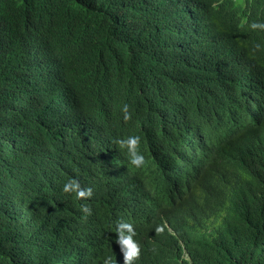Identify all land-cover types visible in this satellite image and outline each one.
<instances>
[{
  "label": "trees",
  "instance_id": "16d2710c",
  "mask_svg": "<svg viewBox=\"0 0 264 264\" xmlns=\"http://www.w3.org/2000/svg\"><path fill=\"white\" fill-rule=\"evenodd\" d=\"M252 19L264 0H0V264H124L119 221L130 264H264Z\"/></svg>",
  "mask_w": 264,
  "mask_h": 264
},
{
  "label": "clouds",
  "instance_id": "9594fccd",
  "mask_svg": "<svg viewBox=\"0 0 264 264\" xmlns=\"http://www.w3.org/2000/svg\"><path fill=\"white\" fill-rule=\"evenodd\" d=\"M252 27L264 28V19H252ZM255 46H260V41H255ZM123 120L125 122L131 119V113L129 111V105L124 104L122 106ZM121 147H127V153L130 163L136 167H140L144 163V156L138 150L140 144L139 136H128L126 139H119ZM63 192L68 194H74V198L80 200L87 198L92 195V189L80 190L77 180L71 179L63 186ZM81 210L86 214L90 215L91 210L87 206H82ZM125 229L127 231H125ZM117 233L116 243H118L122 250L126 249L124 254V264H130L132 260H138L141 255V247L137 240L134 239L137 233L132 223L119 221L117 222L115 229ZM157 232L163 231V228L157 226ZM103 264H116V261L111 256H105L103 258Z\"/></svg>",
  "mask_w": 264,
  "mask_h": 264
}]
</instances>
